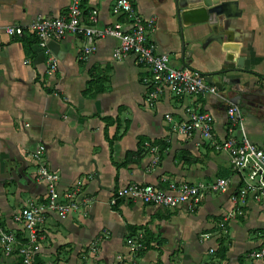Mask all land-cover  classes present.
<instances>
[{
    "label": "crops",
    "instance_id": "obj_1",
    "mask_svg": "<svg viewBox=\"0 0 264 264\" xmlns=\"http://www.w3.org/2000/svg\"><path fill=\"white\" fill-rule=\"evenodd\" d=\"M116 1L85 0L84 8L98 11L100 27L126 23L125 18L113 15ZM130 2L142 18L155 19L147 37L159 53L170 56L173 68L196 69L206 79L213 78V83L224 77L214 73L237 71L228 77L239 79L254 93L253 100L238 105L245 131L264 150V0H229L233 42L224 46L203 45L210 31L208 24L184 25L188 43L184 59L174 0ZM69 3L0 0V220L5 231L25 243L28 233L15 216L28 205L46 199L47 186L36 179L34 156L44 145L45 161L59 175L61 193L80 187L81 210L66 217L47 215L38 229L40 249L35 260L40 264H119V257L129 263L127 240L139 236L146 249L134 264H264L250 257L263 240L264 201L247 198L236 203L243 179L232 171L229 154L216 150L199 135L174 133L166 118L170 115L173 122H182L187 108L211 113L215 117V140L228 138L227 109L233 97L229 86L220 93L224 101L219 96L179 98L165 93L150 106L143 84L147 70L133 56L115 60L117 40L99 41L97 50L81 60L82 37L68 35L41 48L31 35L10 38L3 32L9 25L27 26L39 17L64 15ZM50 57L58 61L52 75L48 73ZM92 69L98 87L103 86L104 91L89 98L84 91L93 79ZM118 124L119 132L125 133L111 150L105 128L112 139ZM158 143H165L164 151L160 164L152 166L151 147ZM139 147L143 152L138 164L116 168L115 164L125 162L128 152ZM219 178L229 180L228 192H208L197 207L168 209L123 201L115 211L110 203L114 193L128 184L163 189L171 183L207 187ZM88 199L94 201L86 204ZM237 208L243 214L225 222ZM222 240L227 248L224 258L219 255ZM0 264L21 263L15 254L5 255L0 245Z\"/></svg>",
    "mask_w": 264,
    "mask_h": 264
},
{
    "label": "built area",
    "instance_id": "obj_2",
    "mask_svg": "<svg viewBox=\"0 0 264 264\" xmlns=\"http://www.w3.org/2000/svg\"><path fill=\"white\" fill-rule=\"evenodd\" d=\"M85 0H69V8L64 15L55 18L39 17L27 26L9 25L3 32L10 38H24L26 34L35 37L41 48H46L49 41H61L68 35L82 37L81 60L87 59L97 50L101 40L115 39L119 42L113 52V58L120 61L133 56L136 63L147 70L143 84L147 89V103L154 106L165 93L175 97L186 96H219V89L210 84L200 71L184 67L180 69L171 66L170 56L159 53L156 46L149 42L148 31L153 30L155 19H144L134 9L130 0H117L113 6V15L123 17L126 23L99 26V13L97 10L87 11L84 8ZM128 27V28H127ZM58 69V61L54 57L48 59V73L54 74ZM229 120V137L221 141L215 140V117L211 113L194 108H187L182 122H173L170 115L166 118L172 124L174 133L189 137L201 136L213 147L229 154L232 171L241 175L243 187L239 191L235 202L243 203L247 198L256 202L264 201V150L254 144L244 128V117L240 106L229 103L227 109ZM239 132V137L233 136ZM153 154L151 164L158 166L161 154L158 146L151 147ZM37 163V181L47 186L46 199L40 204H30L15 221L23 225L28 237L25 243L19 242L17 237L7 233L0 220V245L5 255L15 254L21 264H36L35 256L40 249L39 226L44 223L48 214L53 213L66 217L81 210L78 199L80 187L75 190L61 193L58 184L60 177L52 171L45 161L46 147L40 145L35 151ZM229 180L219 178L207 187L189 183H171L168 189L156 187L151 184H128L119 188L111 198V205L116 206L120 200L141 202L161 208L175 209L180 207H197L207 196V193H226L229 190ZM93 199L84 201L92 203ZM241 208L232 210L225 222L242 215ZM220 227L224 229L225 224ZM210 235H204L209 237ZM128 264H134L137 255L146 249L142 237H131L127 240ZM93 252H96L93 248ZM211 252H214L211 249ZM250 257L264 261V236L259 249L251 252ZM119 264H125L124 257H119Z\"/></svg>",
    "mask_w": 264,
    "mask_h": 264
},
{
    "label": "water",
    "instance_id": "obj_3",
    "mask_svg": "<svg viewBox=\"0 0 264 264\" xmlns=\"http://www.w3.org/2000/svg\"><path fill=\"white\" fill-rule=\"evenodd\" d=\"M174 4V19L180 30L181 56L183 59L187 56L188 43L185 41L182 28L189 22L209 25L210 31L206 37V41L203 43L204 46L206 43H217L224 46L233 42L231 25L228 20L230 18L228 15L229 4H231L229 0H221L219 3H215V0H174ZM191 48L194 49V47ZM234 72L237 71H222L221 75H224V77L219 83H213V78L211 77L207 81L215 85L222 93L226 91L225 87L228 85L230 93L233 94L231 99L232 104H247L248 101L253 100L254 93H251L252 89L250 87L242 86L239 79L235 80L228 77L230 73ZM213 97L219 98L217 95H213Z\"/></svg>",
    "mask_w": 264,
    "mask_h": 264
},
{
    "label": "trees",
    "instance_id": "obj_4",
    "mask_svg": "<svg viewBox=\"0 0 264 264\" xmlns=\"http://www.w3.org/2000/svg\"><path fill=\"white\" fill-rule=\"evenodd\" d=\"M94 69L91 70V78L93 76V79L91 81H88L87 82V88L85 89L84 91V94L85 96H89V98H94L96 97L98 94H100L101 92L104 91V87H98V84H99V81L97 78L94 77ZM222 72H219V73H214L215 74H221ZM213 75V74H212ZM94 90V91H93ZM50 92H53V91H50ZM60 95V93H58ZM106 120V119H104ZM120 130V126L119 124L117 125V131H116V134L113 136L112 139L109 138V135H108V129L107 127L105 128V137L107 139V141L109 142L110 144V147H111V150L113 148V145H114V142L121 139L122 136L124 135V131L122 133L119 132ZM165 145V143L163 144ZM163 145L159 144H155L154 146H158L159 149H160V154L162 156V153L164 151L163 149ZM142 152H143V148L142 147H139L138 150L136 152H128L127 155H126V159H125V162L122 163V164H115L116 165V168L117 169H120L121 167L123 166H128L130 164H138L139 161H140V158H141V155H142ZM114 162V161H113ZM124 200H120L116 206H113L112 208L115 210V211H118L119 210V206L123 203ZM131 231H134V229L132 227L129 228ZM134 234H131V236H133ZM224 244V240H222L221 242V248L219 250V255L221 256V258H224L225 256V253L227 251V248L223 246ZM145 250H142L140 253H139V256L142 255L144 253ZM36 264H40V262H38V260L36 259ZM157 264H163L161 261H159Z\"/></svg>",
    "mask_w": 264,
    "mask_h": 264
},
{
    "label": "rangeland",
    "instance_id": "obj_5",
    "mask_svg": "<svg viewBox=\"0 0 264 264\" xmlns=\"http://www.w3.org/2000/svg\"><path fill=\"white\" fill-rule=\"evenodd\" d=\"M124 263H125V264H128V263H126L125 261H124Z\"/></svg>",
    "mask_w": 264,
    "mask_h": 264
}]
</instances>
